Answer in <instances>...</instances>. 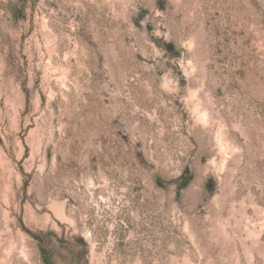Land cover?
Listing matches in <instances>:
<instances>
[{
  "label": "rangeland",
  "instance_id": "374dc122",
  "mask_svg": "<svg viewBox=\"0 0 264 264\" xmlns=\"http://www.w3.org/2000/svg\"><path fill=\"white\" fill-rule=\"evenodd\" d=\"M0 264H264V0H0Z\"/></svg>",
  "mask_w": 264,
  "mask_h": 264
},
{
  "label": "bare ground",
  "instance_id": "6f19581e",
  "mask_svg": "<svg viewBox=\"0 0 264 264\" xmlns=\"http://www.w3.org/2000/svg\"><path fill=\"white\" fill-rule=\"evenodd\" d=\"M225 234V233H224Z\"/></svg>",
  "mask_w": 264,
  "mask_h": 264
}]
</instances>
